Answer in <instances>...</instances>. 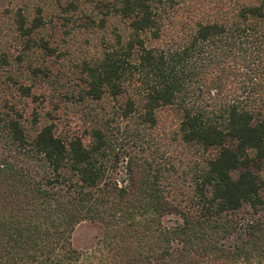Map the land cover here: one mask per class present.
<instances>
[{
  "label": "trees",
  "instance_id": "16d2710c",
  "mask_svg": "<svg viewBox=\"0 0 264 264\" xmlns=\"http://www.w3.org/2000/svg\"><path fill=\"white\" fill-rule=\"evenodd\" d=\"M55 1L64 12L91 2ZM102 4L98 29L123 24L83 63L82 99L125 97L124 126L97 113L81 133L60 132L0 97V264H88L71 242L84 220L128 264H264V0ZM47 8L0 0V69L46 74L30 56L56 54ZM1 80L37 102L33 83ZM165 106L179 112L173 140L189 154L149 147Z\"/></svg>",
  "mask_w": 264,
  "mask_h": 264
},
{
  "label": "rangeland",
  "instance_id": "374dc122",
  "mask_svg": "<svg viewBox=\"0 0 264 264\" xmlns=\"http://www.w3.org/2000/svg\"><path fill=\"white\" fill-rule=\"evenodd\" d=\"M60 1L64 5L68 0ZM89 1L91 2L81 4L74 12H64L55 7V0H47L48 8L45 13L47 26L43 34L56 49V54L47 56L35 50L30 56V63L33 66L38 65L42 73L46 74L30 78L25 67L22 66L17 68L14 65L4 71L0 69V82L3 75L11 73L14 77L18 76L22 82L33 83L34 91L38 95L35 103L19 98L13 86L0 84V97H6L20 107L26 114L27 120L30 112L35 108L41 115V123L54 122L60 132L81 133L91 116H96L98 113V117L110 121L112 127L118 122L120 130L123 128L125 122H121L116 113L118 107L124 105L125 97L113 99L107 96L98 102L82 99V91L85 88L83 63H92L100 57L111 30L115 26L122 27L123 24L118 19L111 18L107 22L106 30L98 29L100 18L107 11V5L104 4L102 7V3H107L108 0ZM215 4L216 2H212L206 6L211 8ZM156 118V127L146 131L149 147L169 146L171 149L181 151L182 154H189V149L180 147L173 140L179 122L177 109L173 106L161 107L156 111ZM128 150L140 154V149L132 147V144ZM240 171L241 169L232 171V178H236ZM260 173L264 177V165ZM119 176L124 177L122 169ZM103 232L100 223L90 220L81 221L72 232V245L88 264H101L106 261L112 264H128L122 250L108 248L106 242L101 243Z\"/></svg>",
  "mask_w": 264,
  "mask_h": 264
}]
</instances>
